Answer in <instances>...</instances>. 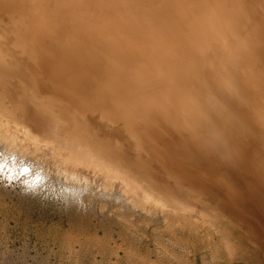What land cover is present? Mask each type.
<instances>
[{"label":"bare ground","instance_id":"obj_1","mask_svg":"<svg viewBox=\"0 0 264 264\" xmlns=\"http://www.w3.org/2000/svg\"><path fill=\"white\" fill-rule=\"evenodd\" d=\"M49 164L68 215L104 217L97 245L196 264L211 229L232 257L231 220L264 250V0H0V180L34 195L57 185Z\"/></svg>","mask_w":264,"mask_h":264},{"label":"rangeland","instance_id":"obj_2","mask_svg":"<svg viewBox=\"0 0 264 264\" xmlns=\"http://www.w3.org/2000/svg\"><path fill=\"white\" fill-rule=\"evenodd\" d=\"M53 169H55L53 165L49 164V174L54 179V182L57 184V179L59 178L64 184L65 175L61 172V174L64 175V177H62V175L60 176V171L56 172ZM60 187L61 186L58 184L53 186L49 185L43 188L40 193L28 195L24 194L23 188H21L19 185H16L15 183H12L11 185L8 180L4 182L0 180V264H140L138 262L145 264L141 260V257H148L146 254H149H144L145 251L143 253V250L145 249H143L142 246H140L141 249L137 248V250L139 249L138 252L137 250L135 252V248L118 249V247H120L121 241L118 239L116 241L110 237L107 238L108 241H106L107 243L110 241V245L107 243L97 245L95 238L93 237V233L95 231L92 232L91 229H93L94 226L96 229V224L98 225L101 220L104 219V217L101 215V212L98 211L99 216H97V214L95 215L92 211H89V213L91 212L89 215L87 212L88 210L79 212L72 210V214L68 215V211L70 209V202L67 200L68 192L65 193L67 189L64 188V185L61 188ZM8 194H10V198L7 197ZM5 195L7 196L5 197ZM3 200H5V202ZM201 203L203 206H213L211 201L204 200ZM77 216L81 217L77 218ZM70 217H74V223L72 220L73 218L71 219ZM85 219V222H87L86 224L89 223L86 226V230L85 227H83L86 224H82L85 223ZM112 223L110 222V225L113 227L114 223ZM108 224V221L104 220L103 225L110 226ZM75 225H77V227L74 228L73 226ZM88 226L90 229H88ZM222 227H226L227 232H230L228 235V241L233 245L234 251L232 253V257H230L229 254L223 250V245L220 246L221 248L219 251H217V253L214 252V249L219 246V240L217 237L215 238L213 236V230L211 229L209 230L210 232L208 231L198 235V238L200 240L203 239L202 241L204 244H209V247L213 248V250L210 249L208 252L207 250L201 252L197 251V254H195L198 263L196 264H201L199 260H201L203 255L209 257L213 254L214 258L217 257L215 260H221L222 264H264V250L259 246L260 244L253 242V239L246 234L248 230L246 226H236L235 221L225 220ZM81 228L84 229L81 230ZM87 229L88 233H86ZM82 231L86 232L84 233ZM86 234H89V236H85ZM85 237H87V241ZM92 237L94 239H92ZM137 237V239L141 241L143 240L142 242L139 241L141 244H145L148 239L147 236L142 235L141 233H139ZM112 240L113 242H116L113 243ZM136 253H139V255ZM169 256L172 255L170 254ZM154 259L155 258H152V260ZM147 260L149 261V257ZM170 263L172 264V262Z\"/></svg>","mask_w":264,"mask_h":264},{"label":"clouds","instance_id":"obj_3","mask_svg":"<svg viewBox=\"0 0 264 264\" xmlns=\"http://www.w3.org/2000/svg\"><path fill=\"white\" fill-rule=\"evenodd\" d=\"M223 84L226 89L231 91L230 82L228 80H224ZM207 105L208 111H202L199 115L202 118L208 133L215 139L219 140L227 148V140L224 136V130L217 127L216 121H220L224 126V129H226L227 126L231 124L233 117L222 103L210 95L207 97ZM185 128L193 132V134L199 135L196 129H193L190 125L185 124Z\"/></svg>","mask_w":264,"mask_h":264}]
</instances>
